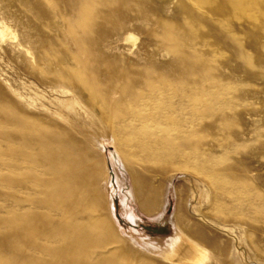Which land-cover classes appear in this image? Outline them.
Instances as JSON below:
<instances>
[{
	"label": "rangeland",
	"instance_id": "1",
	"mask_svg": "<svg viewBox=\"0 0 264 264\" xmlns=\"http://www.w3.org/2000/svg\"><path fill=\"white\" fill-rule=\"evenodd\" d=\"M0 264H264V0H0Z\"/></svg>",
	"mask_w": 264,
	"mask_h": 264
},
{
	"label": "bare ground",
	"instance_id": "2",
	"mask_svg": "<svg viewBox=\"0 0 264 264\" xmlns=\"http://www.w3.org/2000/svg\"><path fill=\"white\" fill-rule=\"evenodd\" d=\"M129 36H130V35H129ZM146 210H147V209H146ZM178 244H179V243H178ZM181 246H182V245H181ZM178 247H179V246H178ZM183 247H184V245H183ZM183 247H182V249H183ZM192 247H193V246H192ZM184 248H185V247H184ZM186 248H187V247H186ZM186 248H185V249H186ZM201 248H202V247H201ZM188 249H189V248H188ZM195 249L197 250V252L199 251V252L202 254V251H201L200 248H197V247H196ZM183 250H184V249H183ZM196 250H195V251H196ZM180 251H181V250H180ZM188 253H190V252H188ZM178 255H179V254H178ZM182 255H183V254H182ZM187 255H188V254H187ZM191 255H193V256H191ZM190 256H191V258H193V257H194V253H193V254L191 253ZM199 256H200V255H199ZM187 257H189V255H188ZM187 257H186V259H187ZM201 257H203V256H201ZM201 257H200V258H201ZM180 258H181V257H180ZM186 259H185V260H186ZM194 259H196V258L194 257ZM196 260H198V258H197ZM179 261H180V260H179ZM188 261H189V260H188Z\"/></svg>",
	"mask_w": 264,
	"mask_h": 264
}]
</instances>
